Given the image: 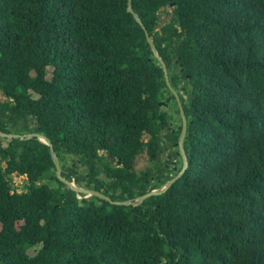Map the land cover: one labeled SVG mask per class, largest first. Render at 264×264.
<instances>
[{
  "label": "trees",
  "instance_id": "16d2710c",
  "mask_svg": "<svg viewBox=\"0 0 264 264\" xmlns=\"http://www.w3.org/2000/svg\"><path fill=\"white\" fill-rule=\"evenodd\" d=\"M132 8L182 101L186 172L118 206L79 198L37 139L0 137V264H264V0ZM0 94V131L45 135L64 178L112 201L183 168L179 148L176 167L161 161L182 120L128 0H0ZM142 154L151 165L136 172ZM13 175L27 178L22 192Z\"/></svg>",
  "mask_w": 264,
  "mask_h": 264
},
{
  "label": "water",
  "instance_id": "95a60500",
  "mask_svg": "<svg viewBox=\"0 0 264 264\" xmlns=\"http://www.w3.org/2000/svg\"><path fill=\"white\" fill-rule=\"evenodd\" d=\"M128 12L133 15L135 20L144 29L145 36H146L147 42L150 45L151 51L153 52L155 58L159 61L160 65L162 66L167 86H168L170 92L172 93V95L175 97V99L178 103V106H179L180 117L182 120V130H181V134H180V137H179L178 143H177V146L179 148V152H177V155H181L183 158V168L177 176L173 177L171 180H169L167 183H165L161 188L152 190V191H150V192H148L142 196L135 198L134 200H128V201H123V202L112 201V199L110 197L106 196L105 194H103L101 192L78 187L74 182H70L69 180L64 178L62 175L63 168H62L61 162H60V160H59V158H58V156L54 150V147H53L51 140L48 137H46L45 135H42L39 133H32V134H28L27 136H21V135H17V134H8V133L0 131V137L8 138V139H12V138L21 139V140L35 138L39 142H41L42 144L47 145L50 149V154H51L53 163H54L55 168H56L57 178L63 184H65L68 188H70L73 192H75L79 198H82V195H84V198H86V199L96 197V198H99L101 200L110 202V203H112L114 205H118V206H134V207H137V206L142 205L147 199H149L153 196H160V195L166 193L172 187V185L174 183H176L180 179V177H182L184 175V173L186 172V170L188 168V160H187V156H186V152H185V148H184V143H185L187 130H188V120H187V117L185 115V111H184L179 93L171 85L169 75H168L167 65L163 61V59L159 56V54L157 52V48L155 46V43H154L152 37L147 32V30L145 29V26H144L140 16L134 12V10L132 8V0H128ZM110 159L112 162L116 161L115 158H113V157H110ZM134 161L135 160H133L132 163ZM117 164L119 166H121L122 162L119 160L117 162Z\"/></svg>",
  "mask_w": 264,
  "mask_h": 264
},
{
  "label": "rangeland",
  "instance_id": "374dc122",
  "mask_svg": "<svg viewBox=\"0 0 264 264\" xmlns=\"http://www.w3.org/2000/svg\"><path fill=\"white\" fill-rule=\"evenodd\" d=\"M159 15H160V26L162 27L165 24L170 22V20L172 18V11L170 8H167L165 10H162L159 13ZM51 73H52V68L49 69L48 77H51ZM34 97L36 98L37 96L34 95ZM0 100L4 101V100H6V97L3 96L2 94H0ZM166 101L169 103L171 100L166 99ZM170 103H171L170 104L171 107L176 110L177 108H176L175 102L172 100ZM164 110L171 113V114L173 112L167 106H164ZM177 118H178V116H177ZM177 126H179V122L177 119H174L173 127H177ZM31 127H32V125H31ZM147 138H148L147 136L144 137L145 140H147ZM0 140H1V142H3L4 145L6 144L5 139H0ZM177 150H178V147H176V146L169 149L164 155L161 156V161L168 160V161H170V164H174V165H171L172 167L173 166L176 167L177 163L175 162V159L172 158L171 153L176 152ZM150 165L151 164L149 162L148 156L146 154H142V155L138 156L136 158V160L132 163V169L135 170L136 172H140V171L145 170L148 167H150ZM4 166H5V163H4ZM26 179L27 178L25 176L13 175V185L18 192H22L24 190V185H25ZM78 187H80V186H78ZM38 249L39 248H31V249H29L28 253L31 256H34L37 253Z\"/></svg>",
  "mask_w": 264,
  "mask_h": 264
},
{
  "label": "flooded vegetation",
  "instance_id": "af4514ba",
  "mask_svg": "<svg viewBox=\"0 0 264 264\" xmlns=\"http://www.w3.org/2000/svg\"><path fill=\"white\" fill-rule=\"evenodd\" d=\"M5 129L8 131V130H10V127L9 126H6ZM165 162H166V165L167 166L170 165V161L166 160Z\"/></svg>",
  "mask_w": 264,
  "mask_h": 264
}]
</instances>
